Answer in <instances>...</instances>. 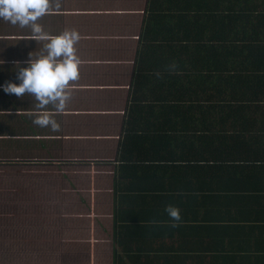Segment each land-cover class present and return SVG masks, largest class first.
I'll use <instances>...</instances> for the list:
<instances>
[{
  "label": "crops",
  "instance_id": "1",
  "mask_svg": "<svg viewBox=\"0 0 264 264\" xmlns=\"http://www.w3.org/2000/svg\"><path fill=\"white\" fill-rule=\"evenodd\" d=\"M232 17L245 37L234 58ZM263 19L264 0H63L38 21L81 35L67 107L47 106L55 132L33 123L34 96L2 87L47 41L0 20V181L44 197L50 221L18 225V238L43 229L51 244L89 245L90 262L107 245L111 264L114 252L122 264H264Z\"/></svg>",
  "mask_w": 264,
  "mask_h": 264
},
{
  "label": "clouds",
  "instance_id": "2",
  "mask_svg": "<svg viewBox=\"0 0 264 264\" xmlns=\"http://www.w3.org/2000/svg\"><path fill=\"white\" fill-rule=\"evenodd\" d=\"M63 0H0V20H6L12 25L30 27L33 35L45 44V54L27 62L28 66L19 64L17 80L2 85L3 90L18 97L29 93L42 109L36 115L33 123L40 127H50L52 131H59L61 124L47 110L52 105L58 112H63L71 96V82L79 78L81 60L77 54L76 44L81 39L79 31L66 29L59 35H50L44 31L38 21L53 8L59 9ZM3 70V69H0ZM178 225L182 221V214L178 207L168 205L165 209Z\"/></svg>",
  "mask_w": 264,
  "mask_h": 264
},
{
  "label": "rangeland",
  "instance_id": "3",
  "mask_svg": "<svg viewBox=\"0 0 264 264\" xmlns=\"http://www.w3.org/2000/svg\"><path fill=\"white\" fill-rule=\"evenodd\" d=\"M7 183H0L7 187L6 190L0 187V264H111L107 245H100L97 256L90 262L89 245L62 244L59 240L57 244H51L43 229L38 230L39 242L19 239L18 225L33 224L44 228L50 221L43 212L44 197H19L11 193L13 189L17 190L16 183L15 186L12 182ZM84 228L86 236L89 227Z\"/></svg>",
  "mask_w": 264,
  "mask_h": 264
},
{
  "label": "trees",
  "instance_id": "4",
  "mask_svg": "<svg viewBox=\"0 0 264 264\" xmlns=\"http://www.w3.org/2000/svg\"><path fill=\"white\" fill-rule=\"evenodd\" d=\"M245 5V4H244ZM228 7H231V5H229ZM243 7V6H242ZM255 7H257V6H255ZM232 11H234V9H232ZM198 12L199 11H197V10H195V14L196 15H198ZM229 13H231V11H230V8H229ZM227 17V16H226ZM246 17H248V15L246 16ZM209 18H211V19H214L215 18V15H210L209 16ZM195 19V21H196V24H203V21H201V19H202V17H196V18H194ZM235 19H234V17H232V18H229V20H227V22H226V27H227V29H228V35L225 37V40L227 41V44H228V55L232 58H234V51H235V46H237L238 45V43L239 42H243V43H245V40H244V36L243 35H240V34H238V33H236L235 31H234V23H235V21H234ZM264 20V19H263ZM201 21V22H200ZM208 24H209V22H208ZM211 24V23H210ZM182 41V40H181ZM188 41H192V42H196V43H198V44H196V45H199V46H201V39H200V37H192V38H190V39H188ZM236 43V44H235ZM192 59L191 60H195L197 57H191ZM202 78V77H201ZM203 83V82H202ZM201 89V91H200V93L198 92V89ZM198 89L197 90H195L194 91V93H195V97H197V99L198 98H200L199 100H198V103H200L199 105H203V102L201 103V101L200 100H202V101H204V92H205V90H204V87H203V85H200L199 84V87H198ZM214 106V105H213ZM171 107H173V108H175V109H179V105H177V104H175V105H171ZM170 107V108H171ZM210 107H212V104H210ZM116 257H118V255H117V253L116 252H114V264H122L121 262H123L124 260L122 259V258H120V257H118V258H120L119 260L118 259H116Z\"/></svg>",
  "mask_w": 264,
  "mask_h": 264
}]
</instances>
